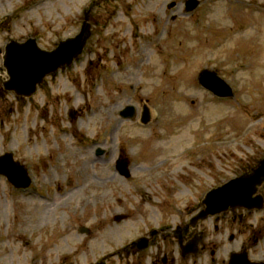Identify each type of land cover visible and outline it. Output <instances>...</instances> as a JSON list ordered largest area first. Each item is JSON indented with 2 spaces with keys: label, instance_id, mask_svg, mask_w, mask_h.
Returning <instances> with one entry per match:
<instances>
[{
  "label": "rangeland",
  "instance_id": "374dc122",
  "mask_svg": "<svg viewBox=\"0 0 264 264\" xmlns=\"http://www.w3.org/2000/svg\"><path fill=\"white\" fill-rule=\"evenodd\" d=\"M196 2L0 0V76L10 39L53 48L91 9L76 64L28 98L0 82V155L12 151L32 179L15 194L0 175V264H135L131 241L191 218L204 193L264 158V0ZM204 69L233 96L202 87ZM131 105L135 115L122 117ZM252 211L247 221L263 239L250 258L259 261L264 209ZM231 223L233 240L230 227L203 222L218 264L241 248L245 234Z\"/></svg>",
  "mask_w": 264,
  "mask_h": 264
},
{
  "label": "water",
  "instance_id": "95a60500",
  "mask_svg": "<svg viewBox=\"0 0 264 264\" xmlns=\"http://www.w3.org/2000/svg\"><path fill=\"white\" fill-rule=\"evenodd\" d=\"M196 4V0H187L186 8L191 9ZM89 36L90 24L88 23V10H86L79 32L73 37L59 41L52 50L40 48L35 38H28L23 42L9 40L4 47L3 54V65L8 75L7 79L1 80L4 88L17 95L30 96L46 75L56 71L59 67L70 64L81 53ZM198 81L216 95H232L229 85L213 70L201 71ZM133 114L132 106L121 111L124 117H131ZM118 167L122 173L127 174L125 163H118ZM0 173L5 174L16 186H27L30 182L26 170L13 161L12 153L0 156ZM263 183L264 158L246 173L208 191L201 201L204 208L193 217V221L226 211L229 207L261 208L263 199L257 192ZM239 264H264V262L252 263L248 260H241Z\"/></svg>",
  "mask_w": 264,
  "mask_h": 264
},
{
  "label": "flooded vegetation",
  "instance_id": "af4514ba",
  "mask_svg": "<svg viewBox=\"0 0 264 264\" xmlns=\"http://www.w3.org/2000/svg\"><path fill=\"white\" fill-rule=\"evenodd\" d=\"M45 82L46 80H44L43 84H45ZM18 98L23 99V97ZM260 194L263 197V208L261 209L263 210L264 193L260 192ZM237 211H241V213H237ZM252 213H254L252 210L237 209L209 217L210 220L214 219L222 225L225 224L226 227H230V231L228 232L229 240L234 239L231 232V221H234L238 225L237 228H239V231L245 234L239 251H231L227 260L225 257L223 260L221 259V263L238 264L240 262V258L237 257L238 255H233V252H243L248 254V258L251 259V249L263 239V237H260V234L257 235V233H260V231H257V225L249 226L247 217H249ZM189 218L190 216L175 226L164 225L158 226L156 229H149L147 234L136 237L135 240H138L140 237L143 240L139 239L134 244L129 246V253L131 257H134L135 264H181L179 257L185 260V258L191 254L198 255L201 259L203 257L206 258L209 264H218L219 258L217 257V251L219 246L214 239L207 238L205 233L206 229L203 225V222L206 220L192 224L190 223ZM216 227L217 225L214 226V229H216ZM158 237H160V240H157ZM168 238L176 243V248L173 249L167 246L168 244H166V242H168ZM192 246L197 248L196 254L193 252H191V254H187V252L182 254L184 251L192 250ZM174 251L177 252L176 257L174 255ZM188 264L190 263L188 262Z\"/></svg>",
  "mask_w": 264,
  "mask_h": 264
}]
</instances>
